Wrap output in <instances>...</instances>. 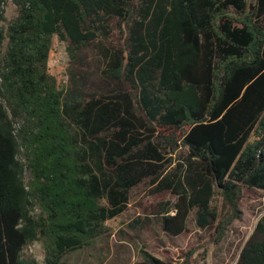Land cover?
Wrapping results in <instances>:
<instances>
[{
    "label": "trees",
    "instance_id": "16d2710c",
    "mask_svg": "<svg viewBox=\"0 0 264 264\" xmlns=\"http://www.w3.org/2000/svg\"><path fill=\"white\" fill-rule=\"evenodd\" d=\"M115 20L120 47L108 46ZM56 37L71 60L62 88L49 72ZM92 46L103 88L80 63ZM146 179L180 197L168 232L193 210L210 227L219 195L223 237L243 188L264 191V0H0V264H38L24 257L36 242L61 264L106 235ZM240 264H264V217Z\"/></svg>",
    "mask_w": 264,
    "mask_h": 264
},
{
    "label": "rangeland",
    "instance_id": "374dc122",
    "mask_svg": "<svg viewBox=\"0 0 264 264\" xmlns=\"http://www.w3.org/2000/svg\"><path fill=\"white\" fill-rule=\"evenodd\" d=\"M248 1L255 4L256 0ZM5 10L7 22L4 25L7 27L17 17L18 11L11 1L6 4ZM124 44L123 26L120 21L115 20L108 46L120 47ZM67 47V42L56 37L49 58V72L57 78L60 88L68 85L67 72L71 60ZM99 56L97 47L92 46L83 53L80 63L96 84L95 87L103 88V66ZM189 130L186 127L177 132L181 147L175 155L169 156L173 161L187 153L188 149L183 145V140ZM154 189L150 179L136 186L130 194L127 210L107 222L108 233L96 239L90 246L70 252L61 264H138L143 261V250L168 264H240L243 248L264 217V191L245 186L240 201L241 219L234 220L224 236L218 237L219 222L230 214V209L221 196L216 195L212 202L218 220L210 227L200 228L197 224V211L193 210L188 214L185 225L171 221L172 230H181L174 233L164 230L163 219L176 216L174 207L180 197L174 191L156 192ZM24 257L28 260L34 259L38 264H45L43 244L36 242L27 246Z\"/></svg>",
    "mask_w": 264,
    "mask_h": 264
}]
</instances>
